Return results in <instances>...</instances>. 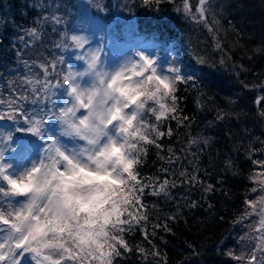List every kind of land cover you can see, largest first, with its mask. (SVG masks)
Listing matches in <instances>:
<instances>
[{
  "label": "snow or ice",
  "instance_id": "obj_1",
  "mask_svg": "<svg viewBox=\"0 0 264 264\" xmlns=\"http://www.w3.org/2000/svg\"><path fill=\"white\" fill-rule=\"evenodd\" d=\"M164 3L202 23L216 40V49L223 50L214 27L213 0H197L195 11L191 0H141L144 7L157 11ZM95 6L106 11L99 0ZM43 19L64 26L54 45L60 55L36 65L42 75L25 77L27 90L12 98L0 97V128L19 125L14 131L27 132L45 145L29 164L17 165L6 157L12 130H0V264H21L22 260L27 264H117L133 251L126 233L138 228L148 239L145 190L153 196H168L169 187H175V181L142 176L140 169L148 146L162 149L158 141L173 134L170 125L162 130V122L191 126L177 93L181 85L196 82V69L189 64L181 68L175 59L161 61L146 46H134L113 65L103 47H93L90 37L70 31L61 15ZM28 35L39 38L40 33L32 28ZM197 62L206 63L202 57ZM262 101L264 96L255 103L259 106ZM27 103L34 106L31 111L25 108ZM259 115L264 117V109ZM57 127L58 135L50 134ZM65 140L72 142L71 147ZM190 142L201 141L191 138ZM167 161L171 163L172 157ZM254 164L260 170L250 173L253 186L234 221H249V231L239 237L245 241L240 250L227 253L237 264H264V160ZM212 189L208 185L205 190ZM249 194L255 195L249 198ZM157 227L161 225H153ZM163 227L167 229L166 224ZM136 250L145 257H161L159 251L148 252L138 245Z\"/></svg>",
  "mask_w": 264,
  "mask_h": 264
},
{
  "label": "trees",
  "instance_id": "obj_2",
  "mask_svg": "<svg viewBox=\"0 0 264 264\" xmlns=\"http://www.w3.org/2000/svg\"><path fill=\"white\" fill-rule=\"evenodd\" d=\"M78 1L0 0V97L12 98L30 87L24 83L28 76L22 61L33 63L35 73L42 75L35 63L39 55L21 43L40 22L44 24L40 38L46 47L43 63L60 55L54 45L63 27L43 17L58 14L69 21ZM191 3L195 11L197 0ZM121 4L117 20L108 3L102 17L116 23L121 35L129 32L128 25L138 35L155 40L177 66L192 65L197 80L181 85L177 93L191 126L177 125L174 120L162 122V130L170 125L173 134L158 141L162 149L148 146L146 163L140 169L142 176L175 181V187H169L168 196H153L145 190L148 239L138 228L126 233L133 251L117 264H237L227 255L242 245V233L237 230L241 223L234 221L243 212L245 194L253 186L250 173L260 170L254 161L264 160V117L259 115L264 101L259 106L255 103L264 96V88L259 87L264 84V0H213L214 27L223 50L216 49V40L202 23L177 12L172 4H161L158 11L144 7L141 0H121ZM54 6L59 11H53ZM201 57L205 64L197 62ZM30 105L25 108L29 110ZM191 138L201 142L192 144ZM208 185L212 191L205 190ZM154 224L161 227L153 229ZM137 245L148 252L159 251L163 259L143 256Z\"/></svg>",
  "mask_w": 264,
  "mask_h": 264
},
{
  "label": "rangeland",
  "instance_id": "obj_3",
  "mask_svg": "<svg viewBox=\"0 0 264 264\" xmlns=\"http://www.w3.org/2000/svg\"><path fill=\"white\" fill-rule=\"evenodd\" d=\"M98 0H79L73 8L70 10V16L71 20H67L68 18H64L68 24V27H72L71 31L75 32L77 34L85 35L91 38L92 46H100L104 48V51L106 53V60L110 64H116L121 60V58L130 51L134 46L136 47H148L151 51H153L156 55L159 56L161 61H168L171 62L172 59L170 55L166 52H164V55H160L158 53V50L155 49L154 45H145L142 40H139L138 38L134 37L133 31L130 26L127 25V28L129 29V32H125L122 42L116 43L112 40H107V36L105 34V26L101 22V19L98 16H102L105 11H99L97 7L95 6ZM99 2H102L105 6L106 3L111 4L113 7L116 17L115 19L119 17L120 11H118V8L122 6L121 0H99ZM55 8L53 11H56V9L59 11V8L57 6H54ZM93 12L94 15L91 14ZM50 17V16H48ZM49 21H51L49 19ZM114 24V23H111ZM44 24H40L38 26H35L40 33L39 38H35L30 35H26V38L22 40V45L30 51L31 53L35 52V55H39L37 58L36 64L43 63L45 59V52L46 47H43L41 42V34L42 30L41 27ZM64 28L63 25H60ZM47 27H51L50 25ZM119 45V46H117ZM27 62V61H26ZM75 63V61H74ZM21 66L23 69V73H26L28 77L30 78H39L41 75L35 73L33 63L27 62V66L25 61L21 62ZM1 84V83H0ZM1 91V90H0ZM9 95H11V92H8ZM33 105H30L29 111L33 109ZM19 125H12L11 123L4 125L3 128H0L2 131H9L12 130L13 134V141L10 142L9 145L6 147L10 150L6 151V157L14 162L17 165H27L31 161H33L38 155L42 153L43 147L45 146L41 141H39L37 138L31 136L27 132H16L14 131L15 127H18ZM59 128H54L52 133L53 135H58ZM65 143L71 147L72 142L65 140ZM255 195V194H254ZM249 221H244V223H241L239 229L237 227V230L242 233L241 236H245L246 233L249 231L247 225L249 224ZM245 242V241H244ZM241 244H243L242 241H240ZM21 264H27V261L22 260Z\"/></svg>",
  "mask_w": 264,
  "mask_h": 264
}]
</instances>
